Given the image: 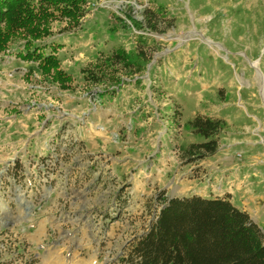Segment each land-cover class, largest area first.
Wrapping results in <instances>:
<instances>
[{"label": "rangeland", "instance_id": "1", "mask_svg": "<svg viewBox=\"0 0 264 264\" xmlns=\"http://www.w3.org/2000/svg\"><path fill=\"white\" fill-rule=\"evenodd\" d=\"M84 8L78 25L57 17L43 39L67 81L18 56L24 39L0 52V127L14 125L0 132V264H122L163 195L245 190L254 215L264 201V0ZM119 46L143 50V70L120 86L86 80L82 69ZM6 93L28 118L4 113ZM198 113L227 127L215 155L188 163L179 148L199 140L184 127Z\"/></svg>", "mask_w": 264, "mask_h": 264}, {"label": "trees", "instance_id": "2", "mask_svg": "<svg viewBox=\"0 0 264 264\" xmlns=\"http://www.w3.org/2000/svg\"><path fill=\"white\" fill-rule=\"evenodd\" d=\"M86 2L0 0V52L24 39L18 56L39 61L45 72L53 70L61 82L67 81L70 77L59 69V59L53 53L56 44H45L43 39L51 35L50 24L57 17H67L78 25L86 15ZM144 12L146 23L156 30V12L149 9ZM142 39L139 41L145 45L147 42ZM49 47L52 53L48 54L45 49ZM145 56L143 50L135 53L123 46L115 47L101 51L93 68L85 67L82 72L95 85L120 86L122 73L133 75L143 70L148 61ZM109 93L114 95L116 89H105L101 96ZM184 127L199 138L179 148L182 157L191 163L219 151L220 136L227 122L221 117L198 113ZM160 199L162 204L155 219L146 232L134 239L122 264H264V228L247 210L233 203L229 195H163Z\"/></svg>", "mask_w": 264, "mask_h": 264}, {"label": "crops", "instance_id": "3", "mask_svg": "<svg viewBox=\"0 0 264 264\" xmlns=\"http://www.w3.org/2000/svg\"><path fill=\"white\" fill-rule=\"evenodd\" d=\"M6 95V97L7 98H5V101H6V99H8L7 100V103H5V105L7 106H5L4 107V110H5V114H7V115H10L12 118H13V121H17V119L18 120H20L19 119V117H22L24 114L18 109V106L17 105H14V104H12V103H14L12 100H9L10 98H9V94H5ZM4 114V115H5ZM23 114V115H22ZM28 118L29 117V115L27 116V115H24L22 118H24V120H25V118ZM0 120H1V116H0ZM5 120V119H4ZM2 123H7V120H5L4 122H2ZM14 125L12 124V123H10L8 126H6V127H0V132L1 133H4V131H6V130H10L12 127H13ZM15 136V134L13 135V134H11V132H8L7 134H6V145H9V143H10V138H13ZM2 137H3V134L2 135H0V140L2 139ZM6 151H9V150H6ZM6 151L5 152H2V154H1V157L2 158H5V160H8V158H9V156H7L6 155ZM261 182V180L259 181V183ZM226 191L228 192V194L227 195H229L230 196V198H231V200L233 201V203H235L239 208H241V209H244V210H247L249 213H250V215H251V217L261 226V227H263L264 228V201L263 200H261L262 201V204L261 205H259V203H258V200H254L255 202H257L256 204L257 205H255V206H260V207H258L255 211L257 212L256 213V215H254L253 213H252V211L247 207V205H248V200L247 199H245V198H242V197H244L246 194V191L245 190H243V191H238L237 192V190H235L234 188L233 189H231V190H229L228 188H226ZM232 194V195H231ZM202 195H204V196H210V195H206V194H202ZM215 196H217V195H215ZM258 196H261V197H263V195H258ZM240 201V202H239Z\"/></svg>", "mask_w": 264, "mask_h": 264}]
</instances>
